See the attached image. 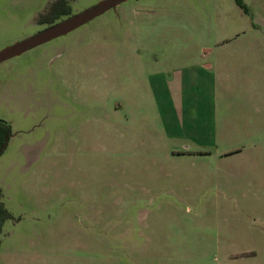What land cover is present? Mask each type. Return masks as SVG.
<instances>
[{"label": "rangeland", "instance_id": "obj_1", "mask_svg": "<svg viewBox=\"0 0 264 264\" xmlns=\"http://www.w3.org/2000/svg\"><path fill=\"white\" fill-rule=\"evenodd\" d=\"M46 2L0 0V49ZM242 2L122 0L0 61V264H264V0Z\"/></svg>", "mask_w": 264, "mask_h": 264}, {"label": "water", "instance_id": "obj_2", "mask_svg": "<svg viewBox=\"0 0 264 264\" xmlns=\"http://www.w3.org/2000/svg\"><path fill=\"white\" fill-rule=\"evenodd\" d=\"M120 1L122 0H99L86 8L45 27L44 29L37 31L36 33L8 44L0 49V61L9 56L19 54L22 51L53 37L64 34L104 12Z\"/></svg>", "mask_w": 264, "mask_h": 264}, {"label": "flooded vegetation", "instance_id": "obj_3", "mask_svg": "<svg viewBox=\"0 0 264 264\" xmlns=\"http://www.w3.org/2000/svg\"><path fill=\"white\" fill-rule=\"evenodd\" d=\"M45 6H46L45 9L42 11H39L37 13V17H36L37 23L42 24L40 26V30H42L45 27L61 20L62 16L64 17L66 15H69V13L71 12L69 0H47ZM21 53H19V54H21ZM4 120H6V119H4Z\"/></svg>", "mask_w": 264, "mask_h": 264}, {"label": "trees", "instance_id": "obj_4", "mask_svg": "<svg viewBox=\"0 0 264 264\" xmlns=\"http://www.w3.org/2000/svg\"><path fill=\"white\" fill-rule=\"evenodd\" d=\"M240 6L244 7L242 0H235ZM12 134V127L10 123L0 117V153L5 149L9 138ZM9 215L6 208L0 203V230L3 223V219Z\"/></svg>", "mask_w": 264, "mask_h": 264}, {"label": "crops", "instance_id": "obj_5", "mask_svg": "<svg viewBox=\"0 0 264 264\" xmlns=\"http://www.w3.org/2000/svg\"><path fill=\"white\" fill-rule=\"evenodd\" d=\"M206 65H208V66H211V63H206ZM212 67V66H211ZM262 98H264V97H261V96H257V97H255V101H256V104H259V103H261V101H262Z\"/></svg>", "mask_w": 264, "mask_h": 264}]
</instances>
